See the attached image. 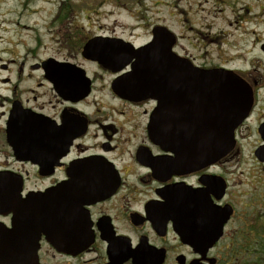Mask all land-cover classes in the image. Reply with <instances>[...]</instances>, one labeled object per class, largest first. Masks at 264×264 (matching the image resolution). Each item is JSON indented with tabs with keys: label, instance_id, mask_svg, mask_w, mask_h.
<instances>
[{
	"label": "flooded vegetation",
	"instance_id": "1",
	"mask_svg": "<svg viewBox=\"0 0 264 264\" xmlns=\"http://www.w3.org/2000/svg\"><path fill=\"white\" fill-rule=\"evenodd\" d=\"M216 2L222 11L232 8L229 28L238 31L259 17L264 23V6L251 16L250 6L237 7L241 0ZM187 23L183 19L188 34L174 35V53L201 70L232 71L254 93L253 108L235 131V148L200 169L178 167L176 154L151 139L155 98L115 91L132 62L116 71L85 58L89 39L83 62L0 58V228H12V206L28 204L45 215L38 264H233L254 249L247 248L248 235L264 236V161L257 154L264 145V39L261 58L246 67L224 48L232 45L229 38L219 39L230 33L213 32L212 21ZM200 42L222 46L197 55L191 48ZM51 60L84 75H56ZM246 130L257 138V167L247 180L239 146Z\"/></svg>",
	"mask_w": 264,
	"mask_h": 264
},
{
	"label": "water",
	"instance_id": "2",
	"mask_svg": "<svg viewBox=\"0 0 264 264\" xmlns=\"http://www.w3.org/2000/svg\"><path fill=\"white\" fill-rule=\"evenodd\" d=\"M174 44L173 32L158 25L150 42L142 46L136 47L122 38L95 36L84 44L82 55L106 67L115 68L114 65L116 71L132 62L127 76L114 83L115 91L128 97L155 98L158 106L151 116V139L176 154L178 167L200 169L235 148V131L248 118L254 93L232 71L192 66L174 53ZM48 64L53 65L56 75L67 70L71 77L74 72L80 78L84 75L82 69L70 63L51 60ZM257 154L264 161L261 157L264 145ZM12 208L15 211L12 228H0V264H38L46 216L36 215L28 204ZM221 234L222 229L214 241Z\"/></svg>",
	"mask_w": 264,
	"mask_h": 264
},
{
	"label": "rangeland",
	"instance_id": "3",
	"mask_svg": "<svg viewBox=\"0 0 264 264\" xmlns=\"http://www.w3.org/2000/svg\"><path fill=\"white\" fill-rule=\"evenodd\" d=\"M243 5L252 8V16L264 6V0H241L237 7ZM62 6L69 7L66 14H61ZM220 8L216 0H0V58L3 61L17 59L19 62L25 60L31 63L35 59L53 56L60 59L73 57L83 62L80 53L86 39L116 36L138 47L151 40L152 29L158 25H167L174 35L188 34L183 24V19L188 18V23L196 21L197 25L212 21L213 32L223 28L226 33H230V37L221 35L219 38L223 43L228 40L232 43L229 47L224 43V48H230L231 54H239L246 67L252 66L255 59L261 58L259 46L260 40L264 39L261 17L257 24L243 23L236 31L225 23L227 17L233 18L232 8L223 11ZM190 36L194 37L193 34ZM192 41L195 43V40ZM220 46L222 44L217 42L211 46H204V42H200L198 47L190 48L199 55L206 49ZM249 125L252 128L254 122ZM246 134L251 135L250 138ZM245 135V140L239 146L241 166L247 172L243 179L247 180L257 167L253 156L257 138L248 130ZM252 188L248 181L247 191H252ZM250 236L247 237V248L252 246L254 249L233 264L264 261V236L252 239Z\"/></svg>",
	"mask_w": 264,
	"mask_h": 264
},
{
	"label": "trees",
	"instance_id": "4",
	"mask_svg": "<svg viewBox=\"0 0 264 264\" xmlns=\"http://www.w3.org/2000/svg\"><path fill=\"white\" fill-rule=\"evenodd\" d=\"M68 8L69 7H67V6H62V8H61V14H66L67 11H68ZM263 259H264V257H263ZM257 264H264V261L263 262L262 261L261 262H257Z\"/></svg>",
	"mask_w": 264,
	"mask_h": 264
}]
</instances>
